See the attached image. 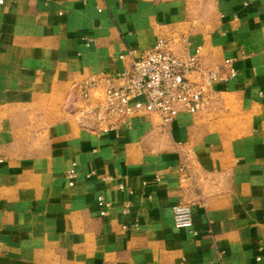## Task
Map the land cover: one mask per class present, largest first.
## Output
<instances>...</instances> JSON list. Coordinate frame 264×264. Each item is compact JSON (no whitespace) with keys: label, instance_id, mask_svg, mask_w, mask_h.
Masks as SVG:
<instances>
[{"label":"crops","instance_id":"0c3cea01","mask_svg":"<svg viewBox=\"0 0 264 264\" xmlns=\"http://www.w3.org/2000/svg\"><path fill=\"white\" fill-rule=\"evenodd\" d=\"M0 2V264H264V0ZM181 36L235 78L167 128L140 113L101 133L104 80L159 38L184 56Z\"/></svg>","mask_w":264,"mask_h":264},{"label":"built area","instance_id":"2783aa9c","mask_svg":"<svg viewBox=\"0 0 264 264\" xmlns=\"http://www.w3.org/2000/svg\"><path fill=\"white\" fill-rule=\"evenodd\" d=\"M175 41L184 49V56L173 55L170 41L159 38L143 52H128L125 57L130 61L129 66L114 79L104 80L103 101L90 111L101 133L125 126L130 128L131 121L140 113L153 116L161 127L167 128L180 110L192 115L203 112L213 87L235 78L232 59L208 67L200 60L199 48L193 52L187 50L186 36ZM115 80L120 81L119 86H115ZM64 179L69 188L74 186V164L64 172ZM118 189L121 190V186ZM96 206L99 215L105 216L109 206L101 197L97 198ZM131 209L128 203L122 206L121 213L127 219L123 229L135 230L140 225ZM172 224L178 230L191 228L192 212L188 203L178 202L172 207Z\"/></svg>","mask_w":264,"mask_h":264}]
</instances>
